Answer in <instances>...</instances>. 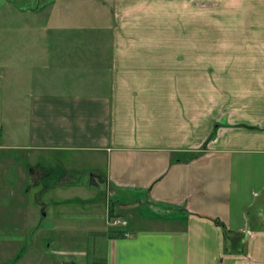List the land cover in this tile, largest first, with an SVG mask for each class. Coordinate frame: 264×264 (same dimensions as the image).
I'll use <instances>...</instances> for the list:
<instances>
[{
	"label": "crops",
	"instance_id": "obj_1",
	"mask_svg": "<svg viewBox=\"0 0 264 264\" xmlns=\"http://www.w3.org/2000/svg\"><path fill=\"white\" fill-rule=\"evenodd\" d=\"M0 33V264L87 256L38 245L51 153L104 185L55 220L88 264H264V0H0Z\"/></svg>",
	"mask_w": 264,
	"mask_h": 264
},
{
	"label": "rangeland",
	"instance_id": "obj_2",
	"mask_svg": "<svg viewBox=\"0 0 264 264\" xmlns=\"http://www.w3.org/2000/svg\"><path fill=\"white\" fill-rule=\"evenodd\" d=\"M46 2V0H44ZM90 12V11H89ZM87 19L85 22L86 28L93 27V31H85V34L88 36L92 34L96 37L105 35V28L107 27L105 20L98 17L87 14L85 16ZM98 19V20H97ZM89 24V25H88ZM89 33V34H88ZM2 36V38H1ZM4 33H0V43L3 42ZM51 42V41H50ZM3 56V48L0 46V60L2 61ZM2 63V62H1ZM68 154L60 155L59 153H51L47 156H42L44 159L41 160L46 169L45 174L38 181V184L34 186L30 185L29 190V200L33 203L36 195L41 203H43L44 210L43 213L40 214L42 218L43 225V233L39 234L38 245L42 246V249H45V252H50L51 250H83L87 252V256L85 257H77L80 260L81 264H88L91 259L93 260H101L102 254L104 252V246L101 248L99 240L88 238L89 234L86 235L85 238H79V235L70 236L71 238L66 240H57L56 235L58 231L56 229L55 220L62 219L64 217H72L81 214L84 209L88 211L90 209L92 212L104 211V201H105V188L104 185H101L97 180V185L99 188L93 189L94 187H90L89 185L85 186V190L92 188L89 194L83 192L82 190L76 188H68L69 183H83L88 184L91 180L92 169H90V164L88 157L82 156L79 160L81 162L79 165L73 167L71 162L66 161V156ZM64 156V157H63ZM77 158V156H76ZM34 163V162H32ZM100 163V162H99ZM102 168V167H101ZM97 167V172L102 174V169ZM97 179V178H95ZM71 183V184H72ZM61 185V187L59 186ZM103 186V187H102ZM88 188V189H87ZM91 190V189H90ZM94 190V191H93ZM41 192L39 195L38 193ZM94 196L93 206L90 204V201H78L77 198H84L87 196ZM74 199L72 202H67L66 200ZM61 201H66L61 203ZM89 205L92 207L89 208ZM57 222V221H56ZM73 237L78 238V240H74ZM21 247V246H20ZM41 248V247H39ZM100 248V251H97ZM94 249L96 252H93ZM48 254V253H47ZM51 254V253H50ZM44 256V264H54L52 263V254ZM60 256H58L59 258ZM56 258V257H54ZM57 259V258H56ZM51 261V262H50ZM79 263V262H78Z\"/></svg>",
	"mask_w": 264,
	"mask_h": 264
},
{
	"label": "built area",
	"instance_id": "obj_3",
	"mask_svg": "<svg viewBox=\"0 0 264 264\" xmlns=\"http://www.w3.org/2000/svg\"><path fill=\"white\" fill-rule=\"evenodd\" d=\"M111 223L116 225V224H122V225H125L126 224V221L124 219H121L120 217H111Z\"/></svg>",
	"mask_w": 264,
	"mask_h": 264
}]
</instances>
